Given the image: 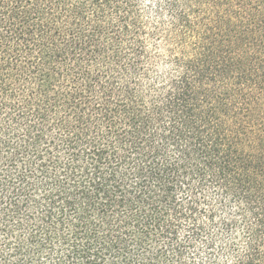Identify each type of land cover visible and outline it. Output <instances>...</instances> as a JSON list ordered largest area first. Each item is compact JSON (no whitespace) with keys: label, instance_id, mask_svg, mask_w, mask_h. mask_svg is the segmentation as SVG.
<instances>
[{"label":"trees","instance_id":"1","mask_svg":"<svg viewBox=\"0 0 264 264\" xmlns=\"http://www.w3.org/2000/svg\"><path fill=\"white\" fill-rule=\"evenodd\" d=\"M0 264H264V0H0Z\"/></svg>","mask_w":264,"mask_h":264}]
</instances>
